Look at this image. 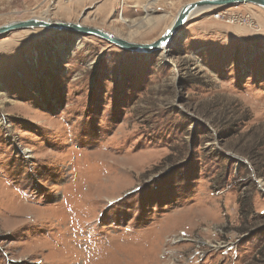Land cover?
<instances>
[{"label":"rangeland","instance_id":"374dc122","mask_svg":"<svg viewBox=\"0 0 264 264\" xmlns=\"http://www.w3.org/2000/svg\"><path fill=\"white\" fill-rule=\"evenodd\" d=\"M192 1L0 0V25L151 43ZM0 264H264V9L199 10L150 53L0 35Z\"/></svg>","mask_w":264,"mask_h":264},{"label":"water","instance_id":"95a60500","mask_svg":"<svg viewBox=\"0 0 264 264\" xmlns=\"http://www.w3.org/2000/svg\"><path fill=\"white\" fill-rule=\"evenodd\" d=\"M241 4H254L264 9V0H195L185 4L174 18L169 29L161 36V38L151 43H139L127 40L109 30L97 26H90L82 24L80 22L51 19L41 16L31 17L27 19H15L1 24L0 35L15 30L42 27L60 31H74L80 34L94 35L103 38L111 43H114L115 45L125 50H129L132 52L150 53L168 48L176 39L191 16L195 14V12L202 9H213L223 6L229 7Z\"/></svg>","mask_w":264,"mask_h":264},{"label":"bare ground","instance_id":"6f19581e","mask_svg":"<svg viewBox=\"0 0 264 264\" xmlns=\"http://www.w3.org/2000/svg\"><path fill=\"white\" fill-rule=\"evenodd\" d=\"M197 12H198V11H197ZM195 13H196V12H195ZM169 27H170V26L166 27V29L164 30V33L169 29ZM164 33H163V34H164ZM163 34H162V35H163Z\"/></svg>","mask_w":264,"mask_h":264},{"label":"built area","instance_id":"2783aa9c","mask_svg":"<svg viewBox=\"0 0 264 264\" xmlns=\"http://www.w3.org/2000/svg\"><path fill=\"white\" fill-rule=\"evenodd\" d=\"M217 16H219V15H217Z\"/></svg>","mask_w":264,"mask_h":264}]
</instances>
